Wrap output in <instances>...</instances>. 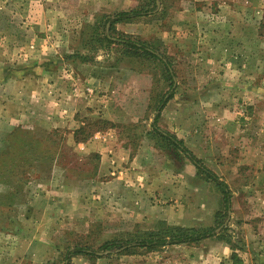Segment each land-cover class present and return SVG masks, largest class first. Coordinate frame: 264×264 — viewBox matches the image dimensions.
<instances>
[{
	"label": "rangeland",
	"instance_id": "rangeland-1",
	"mask_svg": "<svg viewBox=\"0 0 264 264\" xmlns=\"http://www.w3.org/2000/svg\"><path fill=\"white\" fill-rule=\"evenodd\" d=\"M149 3L0 0V264H63L68 248L218 221L197 255L169 257L264 264V0H157L117 23L115 35L167 54L172 88L160 62L104 39L108 16ZM43 71L50 81H26L38 91L28 100L2 85ZM157 114L228 183V216L216 184L153 129ZM163 248L71 264H149Z\"/></svg>",
	"mask_w": 264,
	"mask_h": 264
},
{
	"label": "trees",
	"instance_id": "trees-1",
	"mask_svg": "<svg viewBox=\"0 0 264 264\" xmlns=\"http://www.w3.org/2000/svg\"><path fill=\"white\" fill-rule=\"evenodd\" d=\"M150 3L146 6H140L129 10H122L114 13L111 16H108L105 20L106 32L104 39L113 44H119L125 47L127 52L135 51V52H143L149 57L154 58L158 62H160L163 66L164 73L167 79L171 83V88L174 83V75L175 72L173 70V64L167 54L163 53L159 49H155L144 41L131 38L125 35H116L113 33L116 31L115 25L119 22L123 21H132L136 18L148 16L157 8V0H149ZM173 96V91H168V96H164L160 100V104L158 106V110H162L167 101ZM159 118V114L155 116V120L153 123V129L158 132L162 138L171 143V145L179 150H181L185 156L190 160V162L195 165V167L206 177L212 180L217 188L222 193L223 205H224V215L228 216L229 210L231 209V200L232 193L230 187L227 182L220 179V177L210 170L203 161L198 158L184 143L182 140H179L175 135L170 134L169 132H165L158 125L157 121ZM19 129L16 128L14 131L10 132L7 136V139L10 140V144L15 141V134H18L17 131ZM11 169V168H10ZM12 173L8 172V174ZM224 225V221H218L214 226L207 228H184L180 226H165L160 229L145 232L142 236H136L126 239H115L109 240L101 244L98 248L93 249L89 247L77 246L75 248H68L65 253L64 263L63 264H71V260L76 255H96L101 251H116L122 254H133L138 250L145 249L149 251L157 250L159 248L168 246V245H180V244H195L200 243L201 241L218 237L221 234H218V229ZM232 257L238 259V257L234 254ZM239 261V260H237Z\"/></svg>",
	"mask_w": 264,
	"mask_h": 264
},
{
	"label": "crops",
	"instance_id": "crops-1",
	"mask_svg": "<svg viewBox=\"0 0 264 264\" xmlns=\"http://www.w3.org/2000/svg\"><path fill=\"white\" fill-rule=\"evenodd\" d=\"M38 24H36L35 26L37 28H40L38 26ZM41 31H43V28L41 29ZM37 45H38V43L31 42L30 44H28V47L30 49H33V51H35ZM44 45H42V46L44 47ZM43 47H42V52H44V50H45V48H43ZM38 77H40V78L36 80V78H38ZM31 80H33V81L35 80L37 82L39 80H42L44 82L45 81L49 82L50 78H49V76L47 75V73L45 71H43L42 73H38L36 77L33 76V75H30V74L29 75H25V74H19L18 73V76L14 77V78H11L9 81H3L2 85L3 86H7L9 84V86L12 88V92L11 93H12L13 98H17L18 100H20L22 102L24 99L28 100L30 97H35L36 95H38V91L33 92L32 90H29V89H27V93L25 91L26 90L25 86H26V83H27L26 81H31ZM42 109H43V107H42ZM202 243H206V242H200V244H193V245L180 244V245H169V246H166V247L163 248L164 250L162 249L160 251H155L154 252L156 254L155 257L153 256L155 259L152 258V259H154V262H151L149 264H190V263L197 264L196 262H192V260L189 257H186L185 255L179 256L177 258L175 257L176 259H174V257H169V255L172 253V251H173V253H174V251H176V252L179 251L178 248H181V249L190 248L191 249L190 250L191 253H195L194 252L195 250H197V249L200 250V247H201ZM206 246H207V244H206ZM194 260L199 262L200 264H207L206 261L201 262L198 257H195ZM136 261H137L136 264H146L143 260H142V262L139 261V258H137Z\"/></svg>",
	"mask_w": 264,
	"mask_h": 264
}]
</instances>
